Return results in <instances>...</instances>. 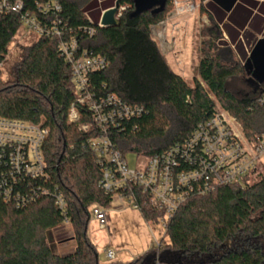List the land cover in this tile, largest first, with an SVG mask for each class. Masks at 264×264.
Returning a JSON list of instances; mask_svg holds the SVG:
<instances>
[{"label":"trees","instance_id":"trees-1","mask_svg":"<svg viewBox=\"0 0 264 264\" xmlns=\"http://www.w3.org/2000/svg\"><path fill=\"white\" fill-rule=\"evenodd\" d=\"M24 1L28 7L34 0ZM59 1L64 24L96 25L94 35L82 31L80 40L83 47L109 60L106 69L91 74L96 98L115 94L128 104L144 107L141 116L111 128L110 136L125 156L133 150L150 157L184 141L212 116L216 106L212 96L239 119L248 138L264 133V105L259 102L264 83L252 79L251 69L243 64L247 48L251 50L258 40L255 34L264 33V16L253 18L243 33L227 26L230 42L212 18L211 25L201 30L208 38L201 46L200 79L191 84L171 68L152 32L173 11L172 0L159 13H136L135 0H119L127 9L120 24L111 27L89 22L84 8L91 0ZM216 9L223 18L225 12ZM201 11L208 10L202 6ZM260 13L264 14V6ZM249 15L238 11L240 27L247 26ZM22 28L20 15L0 16V115L50 129L44 154L51 178L38 183L49 192L25 206L8 204L0 193V264H100L88 235L91 208L109 207L116 193L104 190L101 181L108 162L102 164L91 148L99 128L88 105H80L79 122L69 121L76 100L72 68L57 39L30 34L34 38L21 45V58L4 78L10 46ZM236 76L252 79L255 89L236 92L231 87ZM82 124L91 127L83 130ZM60 193L65 199L62 208L57 204ZM140 213L146 221L156 222L164 215L150 205H143ZM66 223L72 235L58 238L54 232ZM166 237L168 242L163 239L162 246L152 245L130 263L109 264H264V172L252 171L242 183L192 195L169 220ZM68 239L73 250L61 253L59 246Z\"/></svg>","mask_w":264,"mask_h":264},{"label":"built area","instance_id":"built-area-1","mask_svg":"<svg viewBox=\"0 0 264 264\" xmlns=\"http://www.w3.org/2000/svg\"><path fill=\"white\" fill-rule=\"evenodd\" d=\"M208 1L172 0L173 11L168 19L152 27L153 35L168 54L173 56L177 51V34L173 31L172 38H166L169 19L195 14L200 28L210 26L212 17L208 11H201ZM116 3L115 17L120 20L127 6L119 0ZM107 9L102 11L97 23L100 27H103L101 19ZM62 10L59 0H34L28 7L24 0H0V16L18 14L27 33L58 40L62 56L71 64L72 91L76 96L69 110V121L77 123L81 120L80 105H88L93 111L100 135L90 144L100 162L104 165L108 162L101 181L107 193L132 200L133 207L139 211L143 205L163 211L158 222L152 218L146 221L154 246H162L169 220L192 195H206L220 186L242 183L252 171L264 172V133L248 138L239 119L217 105L212 116L199 123L184 141L150 157L144 156L145 161L136 168L130 167L127 157L115 146L110 131L124 119L141 116L144 107L128 104L115 94L96 98L91 89V74L106 69L109 60L100 53L89 51L80 41L85 35L82 31L92 36L96 33V25L70 27L61 18ZM87 18L91 24L95 23L89 16ZM223 37L228 40L225 33ZM259 102L264 105V93ZM90 127L91 124L81 125L83 130ZM49 135L50 129L41 124L0 115V193L8 204L25 206L39 194L49 192L38 186L40 181L51 178L44 154ZM57 204L61 208L65 205L62 193L57 195ZM92 215L102 229L108 227L104 208L95 205ZM156 223H161L164 230L161 240L152 228ZM105 253L109 260H114L113 250L108 249Z\"/></svg>","mask_w":264,"mask_h":264},{"label":"rangeland","instance_id":"rangeland-1","mask_svg":"<svg viewBox=\"0 0 264 264\" xmlns=\"http://www.w3.org/2000/svg\"><path fill=\"white\" fill-rule=\"evenodd\" d=\"M117 0H91L85 6V12L91 20L98 23L101 13L104 9L111 8L116 4ZM168 19V17L166 18ZM166 28V38H172L173 31L176 36L177 51L172 56L168 54L162 47V51L171 68L181 74L189 83L193 84L195 78L199 77V62L202 57V41L207 36L202 35V28L199 27L197 15L190 14L176 19H169ZM174 29V30H173ZM25 32V33H24ZM223 34V32H222ZM256 37L263 38L264 34H255ZM34 36L27 33L22 28L16 39L10 46V52L7 56V62L3 68L4 78L9 76L10 69L21 58V45L31 42ZM245 61L243 62V64ZM231 87L239 94L249 93L255 89L256 83L252 79L236 76L231 79ZM214 103L220 107L219 100L212 96ZM129 166L136 168L140 163L145 161L143 155H139L133 150H129L126 154ZM254 177V176H253ZM251 176V180L253 181ZM130 208L129 210L114 215L112 209L116 206ZM105 209L108 216V227L102 229L97 219L92 215L88 225V235L98 250L100 264H109L111 262L130 263L138 256L144 254L153 245V235L150 226L141 215L140 211L133 207V201L120 198L114 195L113 201L109 207L101 206ZM92 210V208H91ZM114 222L117 228H113ZM156 237L161 240L164 230L161 223L152 226ZM58 238L70 237L72 229L70 224L61 226L54 232ZM60 236V237H59ZM165 241H169V237H165ZM111 249L117 255L115 260H109L105 251ZM73 250V242L68 239L61 243L59 251L68 253Z\"/></svg>","mask_w":264,"mask_h":264},{"label":"water","instance_id":"water-1","mask_svg":"<svg viewBox=\"0 0 264 264\" xmlns=\"http://www.w3.org/2000/svg\"><path fill=\"white\" fill-rule=\"evenodd\" d=\"M168 0H135L136 13L152 10L154 13L163 12ZM227 12H230L237 0H216ZM117 5L107 9L102 15L103 27L117 26L120 20L116 19ZM245 64L251 69V76L259 84L264 83V37L259 38L252 48Z\"/></svg>","mask_w":264,"mask_h":264},{"label":"crops","instance_id":"crops-1","mask_svg":"<svg viewBox=\"0 0 264 264\" xmlns=\"http://www.w3.org/2000/svg\"><path fill=\"white\" fill-rule=\"evenodd\" d=\"M205 6H206L210 16L215 21L219 22V24L222 28V31H223V33H225L227 35L229 42H230V36H229L227 29H226L227 26H232L233 28L240 30V32L243 33L246 28L248 29V23L251 20H253V18H255L258 15L264 16V14L260 13V7L264 6V1H262V0H237L236 4L234 5V7L232 8V10L230 12H227L220 4H218V2L216 0H209L205 4ZM215 7L219 8L225 12V16L223 18L219 17V14H218L217 9ZM240 10H241V13L244 10L250 12V15L248 16V20L246 21V24H247L246 27H240V25L236 21V16L238 15V11H240ZM234 17H235V19H234ZM260 34H264V33H260ZM241 38H242V36H241ZM251 50L247 48L248 57L250 55ZM248 57H247V59H248ZM126 209L129 210L130 208L119 207L117 205L114 209H112V213L114 215H116L117 213H122V212L126 211ZM113 228L114 229L117 228V223L114 222ZM116 255L117 254L115 253L114 260L116 259Z\"/></svg>","mask_w":264,"mask_h":264}]
</instances>
